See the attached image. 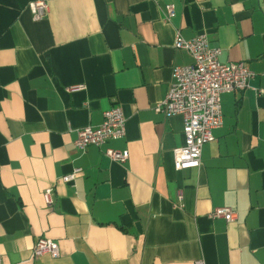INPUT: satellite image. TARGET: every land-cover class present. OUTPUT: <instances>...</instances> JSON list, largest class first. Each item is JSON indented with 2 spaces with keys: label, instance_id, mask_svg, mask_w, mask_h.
<instances>
[{
  "label": "crops",
  "instance_id": "0c3cea01",
  "mask_svg": "<svg viewBox=\"0 0 264 264\" xmlns=\"http://www.w3.org/2000/svg\"><path fill=\"white\" fill-rule=\"evenodd\" d=\"M33 1L0 35L1 264H264V0H45L39 21ZM201 34L254 77L221 95L201 166L177 171L184 120L158 107L194 61L178 35ZM114 107L125 137L78 150ZM219 207L236 221L212 219ZM40 237L60 256L34 258Z\"/></svg>",
  "mask_w": 264,
  "mask_h": 264
},
{
  "label": "built area",
  "instance_id": "2783aa9c",
  "mask_svg": "<svg viewBox=\"0 0 264 264\" xmlns=\"http://www.w3.org/2000/svg\"><path fill=\"white\" fill-rule=\"evenodd\" d=\"M29 8L34 20L39 21L46 16L48 3L45 0H36L29 4ZM174 14V7L168 6L167 19H172ZM176 48L187 51L194 61L189 66L174 68L172 83L158 111L168 117H183L184 145L174 150V168L182 171L201 166L203 148L212 141V131L223 126L221 95L250 89L254 73L244 63H221L222 51L210 47L206 34L189 41L178 35ZM78 89L82 87L73 88ZM125 135L126 118L120 107H114L104 113L100 126L77 131L75 147L80 151L89 146L102 148ZM104 154L118 163H125L129 159L128 151L106 148ZM80 172L81 170H75L71 175L65 176L63 182H72ZM44 200L47 206L53 204V189H46ZM211 218L222 219L230 224L236 221L237 213L230 207H219L212 212ZM47 254L54 258L59 257V246L52 239L40 237L34 247L33 256L37 258ZM195 264L205 263L200 260Z\"/></svg>",
  "mask_w": 264,
  "mask_h": 264
},
{
  "label": "trees",
  "instance_id": "16d2710c",
  "mask_svg": "<svg viewBox=\"0 0 264 264\" xmlns=\"http://www.w3.org/2000/svg\"><path fill=\"white\" fill-rule=\"evenodd\" d=\"M30 1L32 0H0V35L9 28Z\"/></svg>",
  "mask_w": 264,
  "mask_h": 264
}]
</instances>
